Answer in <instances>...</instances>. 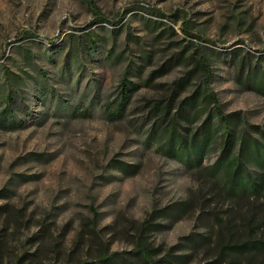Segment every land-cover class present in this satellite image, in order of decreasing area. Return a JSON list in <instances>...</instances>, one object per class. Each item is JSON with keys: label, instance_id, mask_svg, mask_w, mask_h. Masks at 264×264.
<instances>
[{"label": "rangeland", "instance_id": "374dc122", "mask_svg": "<svg viewBox=\"0 0 264 264\" xmlns=\"http://www.w3.org/2000/svg\"><path fill=\"white\" fill-rule=\"evenodd\" d=\"M227 139L264 175V0H0V264H247Z\"/></svg>", "mask_w": 264, "mask_h": 264}, {"label": "trees", "instance_id": "16d2710c", "mask_svg": "<svg viewBox=\"0 0 264 264\" xmlns=\"http://www.w3.org/2000/svg\"><path fill=\"white\" fill-rule=\"evenodd\" d=\"M217 116H219L220 119H223L224 116L220 114V112H216ZM226 121V119H223ZM169 126L166 127L165 131L169 130ZM197 136L196 135V139ZM203 136L202 140L194 138L193 141L187 145L186 140L181 136H175L174 133L171 132L169 135L167 146L171 153L173 154H179L180 156H186L189 161H198L200 160L204 147H205V141L207 138V134H201ZM230 145V140L227 139L223 145V150L221 153V159L213 166V170L218 169L221 166H226V171L228 172L227 176V183L224 185L225 189H228L227 191L231 192L233 196H237L239 198L244 196H250V195H258L263 189H264V175L256 176L255 178H252L249 176L245 165L242 163V158L245 157L243 154L249 153L248 150V144L243 142L241 152L238 155V158L230 160V155L228 153ZM253 153L255 155L254 158L257 159L258 162L264 163V149L258 147L255 145L253 147ZM253 156V154H251ZM246 159V158H245ZM235 165V168L233 166ZM246 229L245 232V240L235 242L234 244L231 243L227 247L222 246V249L219 253V256L223 255L224 252H230L234 254H242L245 256H249L247 259V264H253L255 262V259L257 256L262 255L264 256V239L260 240H251L252 238V227L251 223L247 222L244 226ZM229 237L232 239L233 234H229ZM135 254L144 262L148 263L151 260V255L146 247L143 246H137L135 250ZM102 262L106 264H114L115 262L111 259H108L107 257H102ZM256 263V262H255ZM254 263V264H255Z\"/></svg>", "mask_w": 264, "mask_h": 264}]
</instances>
